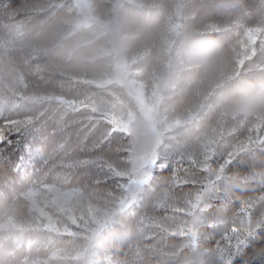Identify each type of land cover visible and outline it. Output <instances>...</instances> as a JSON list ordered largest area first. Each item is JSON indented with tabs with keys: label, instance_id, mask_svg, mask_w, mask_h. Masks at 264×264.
I'll list each match as a JSON object with an SVG mask.
<instances>
[{
	"label": "trees",
	"instance_id": "1",
	"mask_svg": "<svg viewBox=\"0 0 264 264\" xmlns=\"http://www.w3.org/2000/svg\"><path fill=\"white\" fill-rule=\"evenodd\" d=\"M90 1L103 19L119 3L129 76L149 102L165 84L180 123L132 198L148 172L130 175L138 142L115 127L140 111L108 81L112 34L73 30L75 0H0V264H264V112L224 105L264 81V0ZM178 33L212 40L217 79L173 62Z\"/></svg>",
	"mask_w": 264,
	"mask_h": 264
},
{
	"label": "rangeland",
	"instance_id": "2",
	"mask_svg": "<svg viewBox=\"0 0 264 264\" xmlns=\"http://www.w3.org/2000/svg\"><path fill=\"white\" fill-rule=\"evenodd\" d=\"M75 1L81 17L75 23L73 30L96 24L103 27L104 32H110L112 34V46L109 52L115 56V72L108 81L118 82L126 86L134 95L138 104L140 113L132 109L124 118L117 119L115 124L116 128L135 135L138 142L137 149L133 151L131 157L133 167L130 175L136 177L138 174L142 175L148 172L142 179L133 181V187L130 190L128 189V195L134 198L142 189L144 182L151 173L150 170L154 164L156 146L161 143L164 132L176 126L180 123V120L164 122L160 114L159 108L162 100V88L165 84H157L155 99L149 102L146 97L144 83L129 76V66L124 56L120 39L119 3L116 4L112 17L103 19L93 13L90 0ZM259 33L264 38V22L258 28L255 36Z\"/></svg>",
	"mask_w": 264,
	"mask_h": 264
},
{
	"label": "clouds",
	"instance_id": "3",
	"mask_svg": "<svg viewBox=\"0 0 264 264\" xmlns=\"http://www.w3.org/2000/svg\"><path fill=\"white\" fill-rule=\"evenodd\" d=\"M170 56L178 67H196L209 80H215L221 75L219 50L210 38L202 35L176 34ZM224 105L235 114L264 112V81L244 85L227 94Z\"/></svg>",
	"mask_w": 264,
	"mask_h": 264
},
{
	"label": "snow or ice",
	"instance_id": "4",
	"mask_svg": "<svg viewBox=\"0 0 264 264\" xmlns=\"http://www.w3.org/2000/svg\"><path fill=\"white\" fill-rule=\"evenodd\" d=\"M3 141L2 140H0V143H2Z\"/></svg>",
	"mask_w": 264,
	"mask_h": 264
}]
</instances>
